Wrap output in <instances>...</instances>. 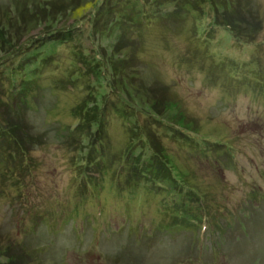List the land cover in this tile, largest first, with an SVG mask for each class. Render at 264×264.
Instances as JSON below:
<instances>
[{"label": "rangeland", "instance_id": "374dc122", "mask_svg": "<svg viewBox=\"0 0 264 264\" xmlns=\"http://www.w3.org/2000/svg\"><path fill=\"white\" fill-rule=\"evenodd\" d=\"M34 1L44 0H0V19ZM105 1L114 4L110 18L119 17L118 28H110L108 20L94 25L90 8L73 24L67 17L58 24L76 25L83 48L69 43L56 53L47 47L32 51L31 65L55 56L37 67L29 106L22 107L41 143L13 164L18 168L12 175L0 160V249H7L0 264L10 255L12 264H264V0H253L262 26L251 43L217 25L210 4L128 0L126 11L120 7L125 0ZM93 28L104 33H92ZM47 30L20 29L14 43L25 47ZM85 49L91 55L96 50L104 65L113 55L115 64L121 55L126 59L124 88L130 97L118 91L110 69L93 80L83 65L74 66ZM1 53L0 69L7 59ZM86 79L95 83L98 104L106 103L101 159L112 162L109 170L124 160L119 151L129 128L136 132L140 126L129 158L146 161L162 146L158 157L170 170L163 184L147 176L148 186L128 187L125 172L113 180L105 167L98 176L88 172L94 188L79 182L75 168L85 151L71 107L92 91ZM18 104L23 106L16 99ZM188 190L195 196L191 207L210 216L207 227L201 220L186 228L162 214L170 202L180 209Z\"/></svg>", "mask_w": 264, "mask_h": 264}, {"label": "trees", "instance_id": "16d2710c", "mask_svg": "<svg viewBox=\"0 0 264 264\" xmlns=\"http://www.w3.org/2000/svg\"><path fill=\"white\" fill-rule=\"evenodd\" d=\"M156 1L157 0H153L154 3H157ZM125 2L121 4L120 7L121 9L128 11L129 1L125 0ZM228 2L227 6V0H194L192 7L202 8L205 5L208 7V4H210L209 8L213 12V19L217 25L229 29L237 41L244 43L254 42L262 26L259 13L257 12V6L253 0H228ZM112 5L106 4L105 0L34 1L32 7H29L28 5L26 6L27 9L22 8L21 11H19V8L17 7V14L7 15L4 22L0 19V53L2 52L1 54L5 55L7 58L6 60H2L5 64L0 69V84H2L0 85V104L4 106V108H0V160L5 162L4 167L6 175H12L11 173L15 172V169L18 168L13 167V164H17L22 159H26L29 151L35 145L41 143V137L35 134V127L28 123L27 119L22 114V107L25 108L29 106V100L33 94L30 81H35L38 77V72L40 71L37 67H39L41 63H45V61H49L50 58L53 60L55 55L52 57H47V55L41 57L38 63L34 62L31 65L30 61L33 59L32 51L38 48L41 49L47 47L50 52L56 53L58 52L57 48L59 46L68 45L69 43H72L74 49L77 47L80 49L83 48V45L80 43L83 33L80 30L74 32V27L76 25L72 28L66 27L63 29L58 24L63 19L65 20L66 17L67 20L72 19L73 24L78 18H83L84 14L90 8L95 9V14L93 15L94 25H96L97 22L101 23V21L106 22L108 20L110 28L112 25L118 28L119 26L117 23L119 17L114 19V22H111L110 15L114 13L115 9ZM187 9L188 8L185 10L188 11ZM122 15L125 14H120V17ZM40 26L49 28V30L44 33L45 35H41L40 38L36 37L33 41L22 48L14 43L20 29L27 31L28 34L30 30L34 28L36 29ZM95 30H92V33H104L103 29ZM39 49L36 51V54L39 53ZM84 51H86V53H83L85 56L81 54L77 55L79 62L73 58V60L70 59L74 66H78L79 64L80 67V65H83L87 71L86 73L88 74L89 72L93 80L100 75L103 68L105 71L110 69L112 75L118 79V91L122 90L120 92L126 94L124 97H130L129 92L124 88L126 83L124 82L123 77V66L126 59L121 55L119 62L115 64L114 59H116V56L113 55V61H111V63L109 62L108 65H104L100 61V57L96 50H92L93 55H91L86 49ZM74 52L77 53V51ZM116 71L119 72L118 75L116 74ZM81 74L82 73L78 70L77 75L81 76ZM61 78H59L58 83L60 84V88H65L63 84L67 81H64L63 77ZM89 82L90 81L87 80L86 85L87 87H90L92 91H89L87 96L82 101L78 102L73 108L71 107L72 116L79 121L77 124L78 126H76L77 129L76 127L74 129H76L80 135V149H84L85 151L82 155L83 157L78 160L75 168V171H77L80 176L79 182L94 188L97 182L89 177L90 175L88 172H95L96 176H98L97 173H101V170L105 167L104 170L106 171V176H110L109 179L119 178L121 176L118 172H125V174L123 173V181L127 182L128 187H131L133 182H135L134 185L140 182L142 185L148 186L147 176H150V178L157 177V182L163 184L166 178H169L170 170L167 163L158 157L163 150L162 146L159 148L160 144H158L159 149L157 151H151L150 158L148 157L146 161H139L137 157L135 158L136 160H133L131 157V159L129 158V151L133 140L135 139L134 137L137 136L138 129L141 131L142 127L139 128L140 126L137 128L135 127L136 132H133L132 127L129 126L130 132L128 135V141L125 148L119 151L120 159L124 158V160H119V166L116 170H111L112 168L109 170V166L112 162L109 163V161H103L101 159L103 154L102 148L105 147V145H103V139L105 138L104 133L106 130L103 128L104 126L101 120H105L104 111L105 109L107 110V107L106 103L102 102V105L98 104L101 100L96 98L95 83ZM55 84H57V82L53 84L54 87L57 88ZM17 86L19 90L17 89V91H15ZM3 94H5L6 97L9 95V97H3ZM16 99L18 102L22 103L23 106H19V104L16 106ZM72 132L71 128L70 133L72 134ZM72 135L76 134L73 133ZM140 154H142V152ZM118 181L119 179H117V183ZM194 197V194H192L190 190L186 191L182 198L183 200L188 201L185 204L182 202L179 207L180 209L176 207V202H170L169 204H171L172 207H167L166 209L163 208L164 211L162 214L164 216L169 215L168 220L171 223H185L186 228L196 227L201 220L205 221L204 226H206L205 224L210 216L206 213L204 215L200 214V207H191ZM179 214L180 216L186 217V219L174 217L175 215L179 216ZM200 227H202V224ZM10 247V245L7 246L8 253ZM5 249L6 247L0 249L2 251L0 252V255L3 257L7 253V249L6 252ZM6 259V264H12L13 261H15V258L11 255L6 257Z\"/></svg>", "mask_w": 264, "mask_h": 264}, {"label": "bare ground", "instance_id": "6f19581e", "mask_svg": "<svg viewBox=\"0 0 264 264\" xmlns=\"http://www.w3.org/2000/svg\"><path fill=\"white\" fill-rule=\"evenodd\" d=\"M258 122V121H257ZM238 159V158H237ZM235 160V159H234ZM199 164V163H198ZM196 166V165H195ZM208 171V170H207ZM203 177V176H202ZM206 178L208 179V177L206 176ZM205 178V179H206ZM204 179V178H203ZM207 184V183H206ZM208 186H211V185H208ZM213 191V190H212ZM198 194V193H197ZM208 194V193H207ZM212 195V194H211ZM214 195V194H213ZM208 196V195H207ZM200 198V197H199ZM206 198V197H205ZM208 198V197H207ZM201 199V198H200ZM202 201V200H201ZM129 205V204H128ZM220 205V204H219ZM197 206V205H196ZM223 207V206H222ZM222 207H221V209H222ZM219 209V208H218ZM195 210H198V209H195ZM215 211V210H214ZM194 213V212H193ZM196 213V212H195ZM214 214H215V212H214ZM197 215V214H196ZM200 216V215H199ZM222 216V215H221ZM198 218V217H197ZM200 218V217H199ZM219 220V219H218ZM213 226V225H212ZM214 226H215V224H214ZM222 237V236H221ZM224 237V236H223ZM95 241V240H94ZM219 241V240H218ZM217 243V242H216ZM219 243V242H218ZM94 244V243H93ZM95 246V245H94ZM93 250V249H92ZM97 253V252H96ZM103 257V256H102ZM97 258V257H96Z\"/></svg>", "mask_w": 264, "mask_h": 264}]
</instances>
